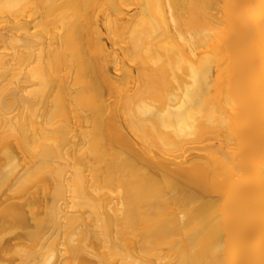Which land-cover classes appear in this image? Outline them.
<instances>
[{
  "label": "bare ground",
  "instance_id": "obj_1",
  "mask_svg": "<svg viewBox=\"0 0 264 264\" xmlns=\"http://www.w3.org/2000/svg\"><path fill=\"white\" fill-rule=\"evenodd\" d=\"M0 264H264V0H0Z\"/></svg>",
  "mask_w": 264,
  "mask_h": 264
}]
</instances>
